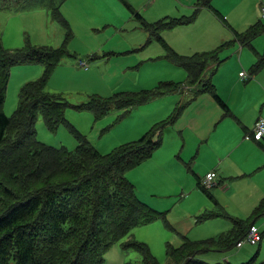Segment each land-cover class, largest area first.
Listing matches in <instances>:
<instances>
[{
  "label": "trees",
  "instance_id": "1",
  "mask_svg": "<svg viewBox=\"0 0 264 264\" xmlns=\"http://www.w3.org/2000/svg\"><path fill=\"white\" fill-rule=\"evenodd\" d=\"M26 1L0 0V9ZM124 3L148 35L142 48L146 49L153 42L159 43L164 58L187 72L186 82L162 81L140 92H119L109 98L92 95L84 103L71 104L63 95L47 91L54 70L66 57H76L68 48L73 33L60 5L51 7L53 18L65 30L60 47L35 45L28 40L22 48L10 50L3 45L0 27V264H101L107 252L119 243L125 250L140 253L145 264H162L151 247L133 238V234L123 242L136 229L159 219L173 230L167 220L168 212H160L142 201L128 174L152 159L162 146L166 129L174 126L184 110L200 95H211L225 114L230 115V109L213 84V74L207 77L212 65L222 63L220 54L225 49L236 43L249 47L257 57L250 74L264 69V55L253 46V41L264 33L263 22L242 33L236 32V40L226 41L212 51L184 56L166 42L162 33L194 22L200 7H207L221 17L212 7L211 0H198L197 4L201 6L190 17L163 18L156 22H148L131 5ZM123 54L95 53L89 59ZM28 63L43 65V76L21 87L19 104L9 116L4 111V104L11 70L16 65ZM187 91L189 99H180L166 119L155 123L139 139L105 155L69 122L66 114L69 109L92 112L95 119L100 120L114 108L125 110V115L156 99L175 93L186 94ZM40 117L50 132L57 133L64 127L72 134L78 142L75 149L57 148L42 142L37 130ZM196 179L199 190L218 206L210 189L203 185L205 178L201 180L196 176ZM218 185L219 182L214 187ZM213 217L229 218L232 228L216 237L201 240L183 236L180 246L168 242V264H209L200 259L208 251L227 253L234 250L258 219L264 217V198L247 218H233L223 209L220 213H203L196 222L202 224ZM259 251L243 264H264V261L258 263Z\"/></svg>",
  "mask_w": 264,
  "mask_h": 264
},
{
  "label": "crops",
  "instance_id": "2",
  "mask_svg": "<svg viewBox=\"0 0 264 264\" xmlns=\"http://www.w3.org/2000/svg\"><path fill=\"white\" fill-rule=\"evenodd\" d=\"M124 1L148 22L163 18L190 17L198 6H201L197 4L198 0H27L11 7L14 9L16 6V10H13L16 12L15 16L20 15L22 20L25 19L22 28L16 34H11L9 39L2 31V41L10 50L28 40L37 45H49L50 37L46 26L37 36L32 35V30L39 18L35 13L42 14L40 11L46 10L49 14L55 4L60 5L62 14L72 26L74 39L82 40L83 43L88 39L94 40L93 45L88 44L75 50L76 54L90 57L95 53H124L104 57L106 59L103 61L110 60L109 63L119 62L122 67H134L141 59L133 51L146 44L148 35L143 31L142 40L134 43L135 40L124 33L130 25L138 23ZM211 5L225 22L207 7H200L194 22L162 33L166 42L180 55L192 56L212 51L226 41L236 40V32L242 33L258 22L264 24V0H211ZM81 28H84L88 38L85 34L78 33ZM102 28H110L113 33H96L102 31ZM24 32H29V37ZM40 34L42 37L38 39ZM154 43L157 42L151 43L147 48H151ZM118 46L126 48L118 49ZM253 46L264 55V33L253 41ZM158 47L155 54L147 56L145 60L160 58L163 49L160 44ZM220 58L222 63L212 65L207 71V77L213 74V84L230 109V115L225 114L211 95H200L184 110L181 119L166 129L162 146L152 159L136 169L140 173L137 182L131 180L137 189L139 186L138 194L141 200L160 212L171 214L174 210L168 205L169 201L163 198L183 197V201L188 202L189 211L178 231L194 240L203 238L200 234L203 223L198 224L196 220L207 210L204 202L196 207L189 201L193 193L200 191L196 176L202 180L211 172L217 173L220 178L219 186L223 185V188L219 191L221 199L218 194H214L215 198L229 214L238 218L249 217L264 198V140L259 142L245 139L246 135L252 132L257 120L264 118V69L257 74H250L257 57L253 50L239 43L225 49ZM67 65L69 69L76 71L72 63ZM86 72H89L87 68ZM241 72H246L247 77H242ZM186 94H189L188 91ZM174 95L162 98L175 102L173 110L179 103V99L175 100ZM156 101L144 105L143 109H148L147 107ZM157 122L159 121H149L147 126L151 128ZM188 133L190 136L186 137ZM137 138L140 137H132L127 142ZM175 205H179L178 202ZM138 230L139 228L135 230L136 235L133 234V238L147 243V239L143 238L148 235L146 231L139 234Z\"/></svg>",
  "mask_w": 264,
  "mask_h": 264
},
{
  "label": "rangeland",
  "instance_id": "3",
  "mask_svg": "<svg viewBox=\"0 0 264 264\" xmlns=\"http://www.w3.org/2000/svg\"><path fill=\"white\" fill-rule=\"evenodd\" d=\"M32 1L39 2V0H30V2ZM58 2H60V0H58ZM10 9H3L2 11L0 9V27L1 30L5 32L8 39L11 38V34H16L25 22V19L22 20L20 15L15 16L16 12L13 10H16V6L14 9ZM40 12H42V14H38L37 12L35 13V15H39V18L34 25L32 35L37 36L38 33H42V29L46 26L47 33L50 37V44L44 46L60 47L65 36L64 28L53 18L51 10L49 11V14L46 13V10ZM139 24V22L133 23L130 25L129 29L124 32L130 39L135 40L134 43H138L140 39L142 40L143 31L146 33V31L142 29L141 24ZM71 29L73 38L68 48L71 55H76V57H66L54 70L47 83V91L49 93L63 95L71 104L84 103L88 101L92 95L109 98L119 92H140L144 89H151L162 81L186 82L187 72L183 68L166 60L164 58V50L163 55L160 58L154 59L153 61H148L147 59L145 60L147 56L155 54L157 49L160 47H158V43H154L155 45L151 48H142L137 52L141 59L137 65L134 67H122L119 62L109 63L110 60L103 61L106 58L91 61L89 56L76 54L75 50L82 49L83 46H87L88 44L93 45L94 40L88 39L85 43H83L82 40L74 39L72 26ZM102 29L104 31L102 30L96 33L101 35L104 32L106 35L113 33L110 28ZM20 33L22 34L21 31ZM78 33L85 34L88 38L84 28L79 29ZM24 34L29 37V32H24ZM41 37L42 34L38 36V39ZM25 44L26 42L22 43L21 46L13 47L11 49H20L25 46ZM5 46H7L6 43ZM124 48H122V46H118V49ZM80 61H85L89 64L87 69L89 72H86L85 67H80L78 65ZM68 63H72V66L76 71L69 69L67 65ZM43 73L44 66L38 63L19 64L12 68L7 98L4 104L5 113L9 116L14 113L19 104V93L21 87L28 81H34L41 78ZM24 76L25 78H22ZM174 96L175 100L177 98L182 101H187L190 95L175 93ZM162 98H159V100L156 99L157 101L150 107H147L148 109H143L144 106L136 107L125 115H123L125 110L123 111L114 108L100 120H96L92 112H82L69 109L66 114L69 122L75 125L81 133L86 135L89 142L95 146L101 154L105 155L112 152L115 148L127 143V141L132 137H142L150 129V126H147L149 121H160L161 119L166 118L167 115L172 112L175 102L170 100L167 101ZM37 130L39 139L53 147H66L69 150H74L78 145L74 136L64 127L60 128L57 133L50 132L46 128L42 117L39 118L37 123ZM189 136L190 133L186 135V137ZM194 147H196V144ZM188 148L189 144L187 145V149ZM137 176L139 177L140 173L136 170L131 171L128 174L129 180H133L135 182H137ZM219 181L220 178L217 176L215 182L218 183ZM138 185H140V182ZM222 188L223 185H218V187L210 189L214 198V194H218V197L221 199L219 191L222 190ZM163 200H168V205H171L170 208L174 209L167 217V220L173 230L169 229L165 225V222L159 219L149 226H146V228H139L138 233L140 234V232L146 231V234L148 235L143 238L147 239V244L151 247L153 254L162 264H168L170 259L167 253V243L170 242L175 246H180L183 242V236L190 239L192 238L190 236L183 235L178 231L181 222L186 216V213L189 211L188 202H184L183 197L180 196H170L167 199L163 198ZM189 201H192L196 207L204 202L207 210L203 213H220L223 209L227 211L217 199L216 201L219 203L218 206L215 202L209 199L203 191L193 193L190 196ZM176 202H178L179 205H175ZM231 216L233 218H238L237 216ZM232 225V221L229 218L213 217L208 221L203 222L200 232L203 238H200L199 240L210 238L212 235V237H216L222 233H226L232 228ZM255 225L261 230V232H264V217L258 219ZM132 234L136 235V231L131 233V235L124 239L123 242L129 240ZM176 240H178V242ZM262 247H264V235L261 248L258 244L252 245L245 243L243 248L236 247L234 250L227 253L208 251L203 254L200 259L209 264H216L223 261H228L232 264H242L252 260L256 253L260 250L258 263H261L264 261V250H262ZM124 263L145 264L140 253L134 250H125L121 243L116 244L107 252L104 257V261L101 264Z\"/></svg>",
  "mask_w": 264,
  "mask_h": 264
},
{
  "label": "built area",
  "instance_id": "4",
  "mask_svg": "<svg viewBox=\"0 0 264 264\" xmlns=\"http://www.w3.org/2000/svg\"><path fill=\"white\" fill-rule=\"evenodd\" d=\"M262 13L264 16V7L262 8ZM80 66L88 68V64L83 61L80 62ZM241 76L246 77V73L242 72ZM252 133L255 139L257 140L264 139V118H260L257 121ZM247 139H250V136H248ZM215 178H216L215 173L208 174L206 178L203 180V185L207 189L213 188L217 184L215 182ZM261 240H262V234L256 227H252L245 238V242L252 245H257L258 243L261 242ZM239 246H241V243L239 244Z\"/></svg>",
  "mask_w": 264,
  "mask_h": 264
}]
</instances>
